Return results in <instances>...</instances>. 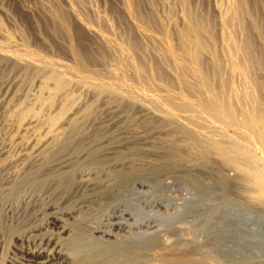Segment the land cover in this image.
Masks as SVG:
<instances>
[{
    "label": "rangeland",
    "instance_id": "obj_1",
    "mask_svg": "<svg viewBox=\"0 0 264 264\" xmlns=\"http://www.w3.org/2000/svg\"><path fill=\"white\" fill-rule=\"evenodd\" d=\"M262 1L263 0H261V2H260V0H250L251 5H253V7L256 6L255 7L256 9L252 7L253 8L252 13L255 12V13L259 14V15H257V18H255V19L256 20L258 19L259 20L258 23L263 25L264 24V16H261L263 14L261 12H260L261 13L260 14L259 10H258V9H260L259 7H261L260 3L262 4ZM161 2H164V3L162 4ZM172 2H173V4H172ZM89 3L91 5V7L94 5L92 7V9L95 8L96 9L95 12L97 11L98 14H100L101 16H103V18H105L107 23H110L109 26L111 27V30H114V32H115V35L109 34L110 37L113 38L114 41L122 42L121 41L123 39V37H122L123 33L122 32L124 31V28L126 27V25L124 26V25H122L123 23H121V21L123 19L121 20L120 17L118 16L119 14L117 12V8H115V7H118L117 4L115 2H113V0H90ZM201 3H200L201 4L200 10H202V12L203 11L209 12L208 15H209V17L211 16L210 17V21H211L212 17H213V15L210 14V13H212L210 11L212 0H203ZM36 4H37V2L35 0H0V45L2 46V47L0 46L1 47V49H0L1 50L0 51V182H1L0 183V185H1L0 186V192L1 193L3 192L2 195L0 196V264H2L3 262L6 264L8 262V260H10L9 258L12 254L10 252L16 251L14 246H13L15 243H17V240L14 237V235L17 234V232H19V229L21 230L22 228H24V225H25L24 220L26 219L25 216H27L31 212V209L33 208L31 203L34 201V199H36V196L39 194V192H40L39 188H41V185L42 186L44 185L43 184L44 182L41 181L42 178L39 180V178L43 177V176H40L39 178H37L42 183L37 180L39 184L37 185L35 183L36 184L35 185V184H33L34 181H32V182L30 181L31 179H29V178H31V177L28 178L26 176L29 173L31 174L32 171L29 172L28 167H27V169L22 170L23 167L21 164H23L24 168H26L25 165H27L28 163H24V162L28 160L27 162L32 163L33 159H29V158H34V156H36L34 158V160L36 158L39 159V161L42 160V162H43V160L44 161L45 160H47V161L51 160L50 163L53 162V160L56 161L58 158H59L58 161H61L62 158L65 159L66 157H70L71 155H72V157H75V158L78 156L79 158L81 157L80 159L77 157L80 162L77 160H76L77 161L76 162L74 158H73L74 160H72L71 159L72 157L66 158V160L68 162L69 159H71L73 162L72 161L71 162L69 161V162L74 163V164H72V165H74V167L75 166L78 167V165H79V167H81V166L83 167V165L85 164L84 161L86 159L88 160L87 156L90 154L92 157L93 155L96 154V156H94L96 158H98V156H99V158L102 159V156H103V159L106 161V162L105 161L104 162L106 163L107 167L105 164H103L102 167L100 168L101 164L97 165V163H93V164H91L92 166L89 165L88 168L92 167L93 169H95V171L98 170L100 172H103L105 169L104 167H106V170L104 171V173L108 172L107 174H109V171H110V173L114 172V170H113V172H112V170H110L111 168H109L108 164H107V162H109L111 160L113 161L114 158L119 159V160L121 158H124V160L125 159L128 160L127 157L130 156L129 157L130 161L132 160V158L134 160L136 159V161H138V162L135 161V163H138L137 165H140L139 167H137V166L136 167H137V171H139V175H140L139 181H141L142 183L140 182V184L134 185V187H135V188L133 187L134 190L132 189V192L131 191L130 192L128 191L129 193L127 192V194H126L127 198L126 199H127V202L129 203V206H130L129 210L135 219H141V218H142L141 220L151 219V220L155 221V222L153 221L155 225L157 223V225L151 229H149V228L144 229V230L148 231V232L146 231V235H150V234L154 235L155 234L157 236V238H156L157 240L155 241V240H151L150 238H146L144 243H147L146 241L157 243V244H159L160 251L166 252V251L174 249V248H176V249L177 248L178 249L192 248L195 246L194 242L196 240L201 239V238H199L200 236H198V235L203 234L202 236L205 238H202V240H204L205 242L204 241H202V242H204L205 243L204 245H206V246L201 248V255L202 256H198L199 254H195V256L193 255V257L196 259H199L201 257V259L203 260L202 261L203 264H215L214 263V260H216L214 257L215 254L214 253L210 254L212 246L214 245L212 243L214 241L218 243V241L220 239L218 236L220 234H222V232L224 233L225 230L229 229L230 225H233V227H236V229H237V227L238 228L241 227L242 221L244 219L249 221L250 225H251L250 228L252 229V232L250 233V236H249L250 240L254 241L258 245L264 244V238L260 234L261 231L262 232L264 231V226H259V225H264V192H260V191L258 192L256 190H254L252 180L248 182V180H246L244 177L242 178L240 176L241 174H238L239 172L237 169H235L233 171V170L229 169L230 167L228 168L226 166L227 167L226 168L225 165H224V167H225L224 168L222 162L220 164H218L220 159L217 157V155L214 152L211 153L212 152L211 150H209V153H211L212 156L216 155V156H214L215 158L210 156L211 159H213V160L215 159L213 164H215V161L217 162L216 166L215 165L213 166V164H212V167H211V164L204 166L206 164L202 163L200 158H199L200 155H197L198 153L200 154V151L206 146V140L211 139V137H214L216 140H219V138H220V141H221L222 137H224L226 134H228L230 132L229 134H231V135H229L227 137L225 136L224 137L225 139H223L222 141L225 140L224 142H226L228 137H232V134L234 135L233 137H235L237 135L236 138L238 141L242 140L241 139L242 137H240L238 133L234 134V132H236L235 130H237V129L236 128H235V130L232 129L233 128L232 125H230V127L227 124L225 125V123L223 125L224 121L220 120V119H218L217 122L215 121V123H214V119H211L210 115H208V112L206 113V111H204V113L203 112L201 113L199 111L194 112L195 108L193 109V107H190L192 109L188 108L190 110L189 111L187 108H185L186 110H184V109H178V108H176V106H174L175 105L174 103L178 102L176 100L178 96H180V95L182 96L183 94H185L184 97L185 98L187 97L186 99L189 100V102H190V100H192L191 102H193V101L197 100V98L195 96L198 95L197 96L198 98H202L205 96L204 94H202V96H201V93H203V91H201V93L198 91L196 95H193L194 97H190V96H192L193 91L191 92V90H189V92H191V93H190V96H187L186 93H184V90H186L185 92H187L188 90L185 88V86L183 87V85L181 83L180 84L184 89L181 86H180L181 88L177 87V85L179 83L176 81L164 79L163 77H158V78H154V79L151 78L148 80L146 79L147 81H145V82H147V83L145 84V86L146 85L147 86L145 87L144 81H141L139 83L136 79H135L136 81L134 79H132V81H133L132 82L131 81L132 77L129 78L130 76H128L126 79L128 82L126 81V83H128L130 85L131 89L133 87H136V88L138 87L137 89L135 88V89H133V91H131L129 85L128 86H127V84L122 85L116 77L115 78L118 81L113 76H111L110 74H107L106 70H104L108 66L111 67V63L112 64L114 63L112 55H111L112 56L111 57L106 52H105V54H103L104 50H101L100 46L95 44L92 40L90 42V38H88L86 35H83L76 28L73 29L74 31L72 30L73 32L71 31L69 39H67L63 33H60L58 35L56 33H54L52 30L53 29L52 21L45 19L40 15L41 12L38 11L39 8H38V5H36ZM152 6H155L154 8L156 9V11L158 10L157 13L159 14L160 17L165 18V15H168V13L169 14L174 13L175 15L173 14V16H175V17H173V19L177 18L176 19L177 23L180 22V20H178V19L181 15L180 14L181 13V11H180L181 7H179L178 3L175 2V0H161V1L160 0H152ZM142 7H145L144 3H142ZM163 7L164 8L166 7V8L164 9ZM114 8H115V10H114ZM173 8H174V10H173ZM28 10L31 11L30 14L27 12ZM162 10H163V13H162ZM84 13L87 15V17H86V15H84ZM115 14H117V16L119 18L118 17L116 18ZM172 14H171V16H172ZM81 15H84L81 17H84V19L86 17V19L89 20L91 22V24H94L93 18L90 15V13L88 14L87 11L86 12L84 11L83 14H81ZM254 15L255 14H253V16ZM254 17H256V16H254ZM258 17H260V18H258ZM116 19H117V21H116ZM260 21H261V23H260ZM120 24H121V26H120ZM109 26L107 25L105 27H109ZM122 28H123V30H122ZM215 29H214V32L217 30V29L216 30ZM105 33H107V32H105ZM120 33H122V34H120ZM217 33H218V30L215 32L214 36ZM8 42L11 44L10 46H6V44ZM4 43H6V44H4ZM16 43H17V45H16ZM15 47L17 49L18 48L20 49V50L18 49L19 52ZM74 47L78 48L79 51H81L80 54L82 56L83 55L85 56V58L82 57V58H84L83 60H85V70L84 69L78 70V68L73 69L75 67L74 64L72 65V63H74L73 59H71L70 55L67 52H68V48L73 49ZM257 47H258V44H257ZM21 48L23 50H21ZM4 49L6 50L5 54H4V51H5ZM15 50H16V52H15ZM15 53H16V55L18 54L20 56V58H18L16 56H15L16 57L15 58L14 57ZM87 54H89V55H87ZM43 57H45V58H43ZM94 57H97V58L94 59ZM102 57H104V60H100V59H102ZM46 58H48V60ZM82 58L78 57V59L75 60V62L77 64L82 65L83 64ZM86 58H88V59H86ZM235 58H236V60L233 58V60H232L233 62L232 63L230 62V64H227V65L225 62L226 60L222 61V65L223 66L225 65L224 67L222 66L223 67L222 70H224V68H225V70L230 71L229 68H231V70H234L233 72H235V74H236L235 75L233 73L234 75L232 77V74L231 75L228 74L231 72L228 71L227 75H224V73L226 74L227 71L225 72V70H224V72H222L223 76L221 77V79L224 78L225 81L228 79V81L230 80L229 81L230 83L219 79V80H217L218 82L215 81V83H213L214 84L213 86H214V91H216V90H217V92L221 91L220 93L222 94V96L224 95L223 99L225 101H227V100L230 101V97L232 98L234 95V97L232 98L233 100L235 99L233 103L234 104L235 103L240 104V103L245 102L246 99H248L247 96L244 97L246 93L248 95L251 94L254 97L255 95H253V94L257 95V94H259V92H258V90H257V92H255L256 91L255 86H251V85H254L253 84L254 81H252L251 78L248 79L249 78L248 76H245V75L242 76V74L240 75V77H242L243 79H241L238 76L240 74L239 71L241 72V69H242L241 67H238V66H242V65H240L241 61L239 60V57H235ZM23 59H25V60H23ZM43 59L44 60L46 59V60L44 61ZM89 59H90V61H89ZM31 61H33V62H31ZM98 61H100V62H98ZM109 61H111V62H109ZM223 63H225V64H223ZM87 64H88V66H90L92 68L94 67L92 69L93 71L90 70L91 69L90 67L88 68ZM229 65H231L233 67H231ZM86 66H87V70H86ZM95 68H97V69H95ZM109 68H107V71L109 70ZM99 69H100V71H99ZM76 70H78V73ZM96 70H98L97 74H98V72L100 73L101 71H104V75H103V72L98 74L99 79L95 73ZM85 71H88V72L90 71V72H89V74H88V72L86 74ZM255 71H257V69H255ZM80 72H81V74H80ZM93 72L95 74H94V76H91V75H93ZM56 73H58L59 75L61 74V75L58 76V75H56ZM83 73H85V74H83ZM54 74L57 77L56 76L54 77ZM77 74H80V75H77ZM105 74L110 75V76H106ZM85 75L86 76L89 75L90 77L89 76L88 77L91 79H88ZM79 76H81V77H79ZM61 77H63V78H61ZM82 77H85L86 79L82 78ZM225 77H228V78L225 79ZM229 77L230 78L232 77V78L229 79ZM60 78H61V80H60ZM81 78L84 80H82ZM244 78L246 80H244ZM58 79H59V81H58ZM110 80H114V82L115 83L117 82L118 84L114 85V82H111ZM160 80H162V81L160 82ZM249 80L252 82H250ZM235 81H237V82H235ZM105 82H107V83H105ZM109 82L111 85H105V84H109ZM142 82H143V85H141ZM190 82L193 83L194 81H192V80L189 82L187 81L186 84H189ZM223 82L226 84H224ZM130 83L134 84V85L132 84L133 87L131 86ZM158 83L160 85H157ZM137 84H138V86H137ZM153 84H156V86L154 85V87L156 89L153 87ZM215 84H216V86H215ZM175 85H176V88L174 87ZM157 86H162V87H161V89H159L160 87L158 88ZM170 86H172V89L173 88L174 89L171 90ZM239 86H241V87H239ZM142 87L144 90L142 89ZM147 87L148 88L152 87L154 89L151 90L149 88V92H148ZM216 87H217V89H216ZM234 87L235 88L237 87V88L235 89ZM157 88H158V90H162L163 93H166V92L167 93L162 94V91L161 92L157 91ZM251 88L255 89V90H252ZM139 89H140V91H139ZM169 89L172 92H176V93L173 94L172 92H170ZM234 89H235V92H234ZM128 90H130L131 92H129ZM153 90H156L157 92L153 91ZM141 91H144V92H141ZM178 91H181V92L179 93ZM136 92H138V93H136ZM158 92L160 93V96L164 95V97H165V95H166V96H169L172 101L175 100L173 105L172 104L169 105L170 103L167 104V102L165 100H163L164 97L161 96L163 98L162 99L158 95L159 94ZM145 93H146V96H144ZM127 94H129L131 98L133 96V98H132L133 100L131 98L129 99V95H127ZM147 94L150 95V96L148 95L149 98L147 97ZM141 95H143L144 99H143V97H141ZM156 95L158 97H156ZM230 95H232V96H230ZM153 96H155L156 98ZM172 96L175 97V98L173 97L174 100L172 99ZM227 96H229V97H227ZM134 97H135V99H134ZM146 97H147V100H146ZM179 98L180 97H178V99ZM149 99L151 100V103H150ZM158 99H160L159 100V101H161L160 103H157V102H159V101H157ZM241 99L244 101L242 102ZM143 100L145 103L148 101V103L145 104L143 102ZM238 100L239 101L241 100V101L238 103ZM152 101H155L159 105L156 107L157 104H154L155 102H153V104H152ZM232 101H230V103ZM149 103L152 106L154 105L155 108H159L161 106L159 109L161 110V112L164 115H162V113L157 109L155 111V108L151 109L150 107H152V106H150ZM164 103L170 107L168 108L167 105L165 106ZM163 104H164V107H163ZM173 106L175 107V109ZM147 108H148V110H147ZM167 108L168 109L172 108V110L173 109L174 110L170 111L171 109L168 110ZM163 109H166L167 113L168 114L170 113V116L167 115V113ZM175 110L177 112H181L183 110L182 111L183 113L179 114V113L175 112ZM150 111H153V112H150ZM186 112L189 113L188 118H191L193 116L192 120L194 119L195 121H192L191 119H188V118L186 119L185 117H187V116L185 114H188ZM58 113H60V114H58ZM160 113H161V115H160ZM174 113L179 114L181 117H179V115L174 116L173 115ZM205 113L208 115V118L212 121H209L206 118L207 115ZM237 113H238L237 118H239V119L242 118L240 116L241 114L239 112H237ZM195 114L197 116L200 115L201 118L204 116L207 120L204 117H203V119H205V120L198 117L199 119H201L203 121L199 120L198 118L195 119V117H197ZM51 116L53 118H51ZM73 116H75V117L73 118ZM163 116L167 117L168 119L164 118ZM171 116H172V118L174 116V118L172 119ZM169 118L171 120H169ZM177 118L179 119V122L181 121V123L183 125L181 123L179 124V122L177 121L178 120ZM148 119H150V120H148ZM174 119L176 120V122ZM184 120H185L187 125H184L185 124ZM187 120H188V122H187ZM196 120H197V122H196ZM189 121H192L193 123L195 122L194 125H196V123H197V127L199 126L198 125L199 121H201L202 123L201 122H200L201 124L199 123L200 128L198 127L199 131H197V129H196L197 127H195L193 125V123L189 122ZM206 121L208 123V127L210 125H212V126H210V128H208V127H206V128L211 129V130H214V128H215L214 132L216 131V134L214 132L212 133L211 131H207V130L205 132L206 128L204 126L205 125L207 126ZM209 122L212 124H210ZM219 122H222V123H219ZM190 123H192L191 124L192 126L190 125ZM204 123H206V124L204 126H202ZM218 124H220L221 126H224L225 130L223 129V127L221 128V126ZM178 125H179V127H178ZM188 125H190V127H191L190 129H189ZM185 126H187L188 128L187 127L186 128L189 130L196 129L194 131L196 133L200 132L199 134L197 133L198 135H200V137L203 136L201 138V142L205 141L204 142L205 144L201 143V146H200V143H198L199 146H198V144H196L198 147L196 145H195L196 147H193L194 146L193 145L190 148H188V150L190 151L189 153H188V150H184L185 149L184 145L188 144L187 136L184 132L181 133L182 129ZM212 127H213V129H212ZM201 128H203V129H201ZM200 129H201V131H200ZM42 130L44 131V133ZM219 130L222 131V133L224 135L221 136V132ZM223 130H224V132H228V133H224ZM231 130L233 133L231 132ZM48 131H50V132H48ZM55 131L58 133L56 134ZM82 131H84V132H82ZM47 132L50 134V135L48 134L49 136H51V132H52L57 137L52 135V137L47 138V135H46ZM114 132L116 134H114ZM217 132H219L220 135H218ZM204 133H208V134H206V136H205ZM64 134H65V136H64ZM68 134H70V135H68ZM213 134L217 135V136H213ZM134 135H136V136H134ZM156 135H158V136H156ZM208 135H210V136L212 135V136L209 137ZM42 136H43V138H42ZM54 137H56V139ZM49 138H51V139L49 140ZM101 138H102V140H101ZM149 138H151V139H149ZM203 138H204V140H203ZM53 139H55V140H53ZM136 139H137V141H136ZM152 139H153V141H152ZM180 139H181V141H180ZM230 139L231 138H229V140ZM44 140L47 141L48 145H47V143L45 144L46 141H44ZM168 140L170 143L168 142ZM229 140H227V141H229ZM242 141H239V142H242ZM105 142L106 143L109 142L111 146L109 145V143L106 144ZM224 142H222V143L224 144ZM242 143H244V141ZM62 144L64 146V147L62 146L64 149L63 148L61 149L60 145H62ZM112 145L115 147L114 149H113ZM128 145H130V146H128ZM172 145H174V146L176 145V146H178L177 148H180L182 150L178 149V151H176V152L174 150H172V152L174 153L173 154L171 152L172 148H170V146H172ZM202 146H204V147H202ZM50 147H51V149H50ZM160 147H161V149H160ZM76 148H78V149H76ZM108 148L109 149L111 148L110 151ZM205 148H207V147H205ZM58 149H60V150H58ZM90 149H92V151ZM106 149H108V151H106ZM157 149H159V150H157ZM199 149H201V150H199ZM136 150H138L139 152ZM197 150H198V152H197ZM15 151H17V152L15 153ZM59 151H61V152H59ZM58 152H59V154H58ZM80 152H81V154H80ZM83 152H85L86 154L88 153V154L86 155L84 153L86 156L85 155L83 156L82 155ZM112 152L114 154H111ZM247 152H249L252 155L253 162L258 169L257 172L258 173L262 172V170H264V157H263L262 151L255 150L252 148V149H247ZM134 153H135V155H134ZM168 153L170 155L172 154L173 160H172V164L170 163V166L172 165V167H170V168H172V169H169L171 171H169L167 173L165 167L160 166V165L164 163L165 158L167 157ZM195 153H196V155H195ZM40 154H42V156ZM105 154H107L106 155L107 157L105 156ZM189 154H190V156H189ZM211 154H209V155H211ZM37 155H38V157L41 156L42 159L40 157L38 158ZM53 155H55V156H53ZM66 155H68V156H66ZM90 155H89V158H90ZM113 155H115V156H113ZM116 155L119 156L120 158L116 157ZM170 155H169V157H170ZM61 156H62V158L60 159ZM108 156H111L112 158H110ZM133 156H135V158ZM46 157L48 159H46ZM82 157L83 158L86 157L84 161H83ZM104 157H106V159ZM10 160L13 161L12 163H14L16 160L17 161L14 163V166H12L13 165L12 164L8 168L4 167L5 166L4 163H6L7 161H10ZM20 160H21V162H20ZM23 160H24V162H23ZM29 160H31V162ZM66 160H63V161L65 162ZM17 162H19L18 163L19 167L17 166ZM200 162L203 165L200 164ZM81 163H84V164L81 165ZM95 164L97 165L96 166L97 168H94ZM158 164H159V166H158ZM85 166L87 167L86 164L84 165V167ZM192 166H194V167H192ZM220 166H222V167H220ZM16 167H18V168L21 167V168L18 169ZM82 167H81V169H84ZM199 167H200V169H199ZM35 168H37V167H35ZM102 168H104V169H102ZM138 168H139V170H138ZM225 169H227V170H225ZM24 170H26L29 173L25 172ZM51 171L50 172L52 173V175L50 172L48 173L49 176H51V177L52 176L55 177L59 173L58 170L56 171V172H58L57 174L54 171V169ZM19 172H20V174H19ZM13 173L19 174V175L15 174L16 178L18 177L17 179L27 178V182H24V181H26V179L25 180L23 179L24 181H22V182L19 181L22 184L21 185L19 182H17L18 180L15 178ZM231 174H233V175H231ZM221 177L224 179V181H226L225 186H224L223 180H221ZM11 178H15L17 180L16 185H18V186L21 185V186L16 188L17 186L15 185L16 187L14 186V188L13 187L9 188L8 186H10V185H8V184L10 183L9 181ZM32 180H34V179L32 178ZM28 182L30 184H32V186H30ZM25 183H28V184H25ZM27 185L30 186V187L28 186L30 192L28 191ZM32 187H33V189H32ZM4 188L5 189L7 188V190H4ZM8 188L11 190H8ZM31 189H32V191H31ZM33 194H34V196H33ZM22 195L24 197H22ZM6 209L7 210L12 209V212H14L12 217L8 216V215H10V213H8ZM28 211H30V212H28ZM16 212L19 214L22 212V214L21 215L15 214ZM26 212H27V215H26ZM147 212H148V214H147ZM139 213H140V215H139ZM230 213H231V215L233 214V216H235L236 219H238L236 222L230 221V219L227 217V215L229 216ZM18 215H19V217H17ZM153 215H154V217H153ZM13 217H15V218H13ZM16 218H18V219H16ZM169 224H171V225H169ZM165 227L166 228L169 227V228L173 229L174 230L173 234L165 232V230H166ZM239 235L241 236V234H239ZM194 238H196V239H194ZM205 247H206V249H205ZM248 252H250L251 254H248V253L247 254L250 255V257L252 256L250 258V260H244L243 259V262H242V259H239V260L237 259L236 263H234V264H264V258H263L264 256L260 255L258 248L248 250ZM219 257H220V259H219L220 261H218V264H230V262H228L226 260H225L226 262L222 261L225 258L224 256L222 257L221 255H219ZM2 260H4V261H2Z\"/></svg>",
    "mask_w": 264,
    "mask_h": 264
},
{
    "label": "bare ground",
    "instance_id": "obj_2",
    "mask_svg": "<svg viewBox=\"0 0 264 264\" xmlns=\"http://www.w3.org/2000/svg\"><path fill=\"white\" fill-rule=\"evenodd\" d=\"M35 1L37 2L36 5H38V8H39L38 11L41 12V13L39 12L40 15L43 18L52 21V24H53L52 30L54 33H56L57 35L60 33H63L66 36V38L69 39L71 31L76 28L83 35H86L88 38H90V42L92 40L95 44L100 46L101 50H104L103 54H105V52H106L108 55H110V56L112 55L113 57L112 56L111 57L113 58L114 63L113 64L111 63V67L110 66L107 67V68L110 67L108 71H107V68L104 70H106L107 74H110L114 78L116 77L122 85H125V84H127V86L129 85L128 83H126V81H127L126 79L128 76H130L129 78L132 77L131 81H132V79H134V80L136 79L139 83L141 81L145 82L151 78L154 79V78H158V77H163L164 79L176 81L179 84L181 83L183 85V87L185 86V88L188 91L185 92L186 90H184V93H186L187 96H190V93L192 91H193V93H192V96H190V97H194L193 95H196L198 91L200 93H201V91H203V93H201V96H202V94H204L205 96L202 98H198L197 97L198 95H197V96H195L197 98V100H195L193 102H191L192 100H190V102H189V100L186 99L187 97L186 98L184 97L185 94H183L182 96L181 95L178 96L180 98L178 99V97H177L176 100L178 102H176V103H174V101H175L174 96H172V99L174 100V101H172L169 96L165 95V97H164V95L163 96L161 95L162 97H164V99H163L160 96L159 92H158L159 93L158 95L163 100H165L167 102V104L170 103L169 105H171V104L173 105V103H174L175 104L174 106H176V108H178V109L186 110L185 108L188 109L190 107H193V109L195 108L194 109L195 111L193 110L194 112L199 111L201 113L202 112L204 113V111H206V113L208 112V115H210V118L214 119V123H215V121L217 122V120L220 119V120L224 121L223 125L225 123V125L227 124V125H229V127H230V125H232L233 126L232 129H234V130L236 128L237 130H235L236 132H234V134L238 133L239 136L242 137L241 139L242 140L244 139L243 140L244 143H242L243 142L242 140H239V141H242V142H239L236 138L237 135L235 137H233L234 136L233 134H232L233 138L228 137L227 140H229V138H231V139L229 141L226 140L227 143L224 142L225 140L222 141L223 139H225L224 138L225 136L227 137L231 134H229L230 132L229 133L224 132V130H225L224 126H221L220 124H218L221 126V128L223 127V129H224L223 132L228 133V134H226L224 137H222L221 141H220V138H219V140H216L214 137H211L212 135L211 136L208 135L209 137H211V139L206 140V146L205 145L204 146L207 148L202 146L204 148L202 150L199 149L201 151H200V154L198 153L197 155H200L199 158H200L201 162L206 164L204 166L211 164V167H212V164L214 163L215 159L214 160L211 159L210 156H212L211 153L214 152L217 155V157L220 159V161L218 160L219 161L218 164H220L222 162L223 167L225 165V167L226 166L228 168L230 167L229 169H231L233 171L235 169H237L239 172L238 174H241L240 176L242 178L244 177L246 180H248V182L252 180L254 190H256L258 192L259 191L264 192V170H262V172H260V173L257 172L258 169L253 162V157L249 152H247V149H252V148L255 150H260V151H262V154L264 157V26H263L264 24L263 25L259 24L258 23L259 20L257 19L258 20L257 21L255 19V18H257V15H259V14L255 13V12L252 13L253 8H255L256 6L253 7V5H251L250 0H214V1L212 0V4L210 7V9H211L210 11L212 13H210V14L213 15V17H212L211 21H210L211 16L209 17V15H208L209 12H206V11L202 12V10H200V5L202 4L201 2L203 0H175V2L178 3L179 7H181V9H180L181 15L178 19V20H180V22H178V23L176 20L177 18L173 19V17H175V16H173L174 13L173 14L168 13V15L164 14L165 18L160 17L159 14L157 13L158 10L156 11V9L154 8L155 6H152V0H141V1L140 0H115V1L113 0V2H115L118 6V7L114 6L115 8H117V12L119 14L118 16L120 17L121 20L123 19L121 21V23H123L122 25H124V26L126 25V27L124 28V31L122 32L123 33V36H122L123 39L121 38L122 42L114 41V39L110 37L109 34L115 35L114 30H111V27L109 26L110 23H107L105 18H103V16L98 14L97 11H96L97 13L95 12V10H96L95 8L92 9V7L94 5L92 4L93 6L91 7V5L89 3L90 0H35ZM263 1H262V4L260 3V5H261V7H259L260 9H258L259 13L261 12L263 14L261 16H264V2ZM141 2L144 3L145 7H142ZM260 2H261V0H260ZM161 3L163 4L164 2H161ZM172 4H173V2H172ZM115 8H114V10H115ZM173 10H174V8H173ZM84 11L85 12L87 11L88 14L90 13V15L93 18L94 24H91V22L86 19L87 15L85 13H84V15H86L85 19H84V17H81V16H84V15H81V14H83ZM27 12L30 14L31 11L28 10ZM162 13H163V10H162ZM171 14H172V16H171ZM253 14H255L254 16H256V17H254ZM115 15L117 18L118 17L117 14H115ZM258 18H260V17H258ZM116 21H117V19H116ZM260 23H261V21H260ZM107 25L109 27H105ZM120 26H121V24H120ZM215 28L218 30V33L216 34L217 36L216 35L214 36L215 32L217 31ZM214 29L216 30L215 32H214ZM122 30H123V28H122ZM105 32H107L108 34ZM122 33H120V34H122ZM4 44H6V43H4ZM257 44H258V47H257ZM10 45L11 44L9 42L6 44V46H10ZM16 45H17V43H16ZM1 47H0V49H1ZM19 50H18V52H19ZM21 50H23V49L21 48ZM5 52H6V50L4 51V54H5ZM15 52H16V50H15ZM80 52L81 51H79L78 48L74 47L73 49L68 48L67 53L70 55L71 59H73L74 63H72V65L74 64V66H75L73 69L78 68V70H80V69L85 70V60H83L85 58V56L84 55L82 56L80 54ZM87 55H89V54H87ZM15 56L20 58V56L18 54L16 55V53L14 54V57ZM78 57H81V58L84 57V58H82V61H83L82 65L77 64L75 62V60H77ZM235 57H239V60L241 61L240 65H242V66H238V67L242 68L241 72L238 70L240 73L238 76L240 77V75L242 74V76L243 75L248 76L249 77L248 79L251 78L252 81H254V83H253L254 85H251V86H255V88H256L255 92H257V90L259 92V94H257V95L253 94V95H255L254 97L251 94L248 95L247 93H246L247 95L246 94H245V96L243 95L244 97H246V96L248 97V99L245 98L246 103L243 102L244 100L241 99L243 103H240V104L235 103L234 104L233 102L235 99L234 100L232 99L234 97V95L232 98L230 97V101L233 100L230 103V101H228L227 99H226L227 101H225L223 99L224 95L222 96V94L220 93L221 91H219V92H217V90L214 91V86H213L214 84L213 83H215V81L221 79V77L223 76L222 72H224V70H225V68H224V70H222V68L225 66V65L224 66L222 65V61L226 60L225 62L227 65V64H230V62L231 63L233 62L232 61L233 58L236 60ZM43 58H45V57H43ZM95 58H97V57H94V59ZM46 59L48 60V58H46ZM86 59H88V58H86ZM23 60H25V59H23ZM100 60H104V57H102V59H100ZM89 61H90V59H89ZM31 62H33V61H31ZM98 62H100V61H98ZM109 62H111V61H109ZM223 64H225V63H223ZM87 66H88V64H87ZM87 66H86V70H87ZM229 66H231V65H229ZM89 67L90 66H88V68ZM231 67H233V66H231ZM90 68H91L90 70H92L94 67L93 68L90 67ZM95 69H97V68H95ZM229 69H230V71L225 70V72L226 71L227 72H226V74L224 73V75H227V73L229 71L231 73H228V74L229 75L232 74V77H233L235 72H233L234 70H231V68H229ZM255 69H257V71H255ZM78 70H76L77 73H78ZM97 71L98 70L95 71L97 76L101 72H103V75H104V71H101L100 73L98 72V74H97ZM99 71H100V69H99ZM85 72L87 74L88 71H85ZM89 72H88V74H89ZM95 73L93 72V75H91V76H94ZM80 74H81V72H80ZM80 74H77V75H80ZM83 74H85V73H83ZM56 75L60 76L61 74L59 75L58 73H56ZM56 75L54 74V77ZM110 75H106V76H110ZM88 76H86V77L88 79H91V78H89L90 76L89 77ZM79 77H81V76H79ZM61 78H63V77H61ZM61 78H60V80H61ZM82 78H85V77H82ZM226 78H228V77H225V79ZM231 78L229 77V79H231ZM240 78L243 79L242 77H240ZM98 79H99V76H98ZM82 80H84V79H82ZM191 80L194 82L193 83L190 82L189 84H186L187 81L189 82ZM221 80L225 81L224 78H222ZM244 80H246V79L244 78ZM58 81H59V79H58ZM110 81L114 82V80H110ZM161 81L162 80H160V82ZM229 81L227 79L225 82H229ZM252 81H250V82H252ZM235 82H237V81H235ZM105 83H107V82H105ZM146 83L147 82L144 83V86ZM116 84H118V83L114 82V85H116ZM132 84H131V86L133 87L134 84L133 85ZM138 84H137V86H138ZM179 84L177 85V87L181 86V84L180 85ZM224 84H226V83H224ZM105 85H111V84L109 82V84H105ZM141 85H143V82ZM154 85L156 86V84H153V87H154ZM157 85H160V84L158 83ZM172 86H170L171 90L174 89V88L172 89ZM215 86H216V84H215ZM129 87H130V85H129ZM157 87L158 88L160 87L159 89H161L162 86H157ZM174 87L176 88V85ZM239 87H241V86H239ZM135 88L136 87H133L131 89V87H130V90L133 91V89H135ZM149 88L152 90L155 87L154 88L149 87ZM149 88L147 89L148 92H149ZM158 88H157V91L161 92L162 90H158ZM142 89H143V87H142ZM216 89H217V87H216ZM235 89H234V92H235ZM130 90H128V91L131 92ZM171 90H170V92H172ZM189 90H191V92H189ZM252 90H255V89H252ZM139 91H140V89H139ZM153 91H156V90H153ZM141 92H144V91H141ZM178 92L180 93L181 91H178ZM136 93H138V92H136ZM166 93H163V91H162V94H166ZM172 93L174 94L176 92H172ZM149 94H147V97ZM127 95H129V94H127ZM144 96H146V93ZM230 96H232V95H230ZM141 97H143V95H141ZM147 97H146V100H147ZM153 97H155V96H153ZM156 97H158V96L156 95ZM227 97H229V96H227ZM130 98L131 97L129 95V99ZM132 98H133V96H132ZM134 99H135V97H134ZM143 99H144V97H143ZM159 100L160 99H158L157 101H159ZM155 101H152V104ZM240 101L238 100V103ZM143 102H144V100H143ZM156 102L154 104L160 103L161 101H159L157 103ZM146 103H148V101ZM150 103H151V100H150ZM150 103H149V105H150ZM164 104H163V107H164ZM167 104H165V106ZM158 105L159 104H157L156 107ZM150 106H152V105H150ZM153 106L150 108L154 109L155 106L154 107ZM167 107L169 108L170 106L167 105ZM159 108H155V111L157 109L161 112V110ZM170 109H168V110L173 111L175 109V107L173 110H172V108H170ZM190 109H192V108H190ZM147 110H148V108H147ZM163 110L167 113L166 109H163ZM176 110H175V112H177ZM182 111L177 112V113H179V114L183 113ZM150 112H153V111H150ZM188 112H186V113H188ZM237 112H239L241 114V115L240 114L239 115L242 118H240V119L237 118V114H238ZM161 113H160V115H161ZM177 113L176 114L174 113L173 115L174 116L179 115ZM58 114H60V113H58ZM162 115H164V114L162 113ZM167 115L170 116V113L169 114L167 113ZM185 115L187 116V117H185L187 119L189 117L188 116L189 113L185 114ZM208 115L206 118L209 121H212L208 118ZM174 116H173V118H174ZM74 117L75 116H73V118ZM163 117L167 118L165 116H163ZM179 117H181V116L179 115ZM192 117L188 118V119L192 120ZM198 117H200V115L195 117V119H197ZM203 117L202 118L200 117V118L203 119ZM51 118H53V117L51 116ZM171 118H172V116H171ZM201 119H199V120H201ZM205 119H203V120H205ZM148 120H150V119H148ZM169 120H171V119L169 118ZM185 120H184V122H185ZM203 120H201V121H203ZM177 121L179 122V119ZM192 121H195V120L193 119ZM192 121H189V122H192ZM201 121H199V123ZM175 122H176V120H175ZM187 122H188V120H187ZM196 122H197V120H196ZM180 123H181V121L179 122V124ZM192 123H190V125ZM199 123H198V125L200 126V124L202 122L200 124ZM206 123H207V121H206ZM206 123H204L202 126H204ZM219 123H222V122H219ZM194 124H195V122L193 123V125ZM210 124H212V123H210ZM184 125H187L186 122ZM190 125H188L189 129L191 128ZM194 126L197 127V123ZM210 126H212V125H210ZM210 126L208 127V123H207V126L205 125L204 127L210 128ZM178 127H179V125H178ZM186 127L187 126H185L181 132V133L184 132L187 136V139H188V140L186 139L188 141V144L184 143L185 144L184 150H188V148H190L193 145H194L193 147H196L197 146L196 144H198V143H200V146H201V143L205 142V141L201 142V138L203 136L200 137V135H198L200 132H197L198 133L197 134L194 131L196 129H197V131H199L200 127L199 128L197 127L194 130L193 129L189 130V129H187L188 127L187 128ZM213 127H212V129H213ZM201 129H203V128H201ZM201 129H200V131H201ZM206 130L211 131L213 133L215 128H214V130L206 128L205 132H206ZM48 132H50V131H48ZM48 132H47V134L45 133L47 135V138L52 137V135L56 136L52 132H51V136H49L50 134ZM82 132H84V131H82ZM220 132H221V136L224 135L222 133V131H220ZM231 132H232V130H231ZM43 133H44V131H43ZM55 133L57 134L58 132L55 131ZM214 133L216 134V131ZM217 133H218V135H220L219 132H217ZM114 134H116V133L114 132ZM204 134L206 136V134H208V133H204ZM68 135H70V134H68ZM64 136H65V134H64ZM134 136H136V135H134ZM156 136H158V135H156ZM213 136H217V135L213 134ZM56 137H54V138L56 139ZM42 138H43V136H42ZM50 139L51 138H49V140ZM55 139H53V140H55ZM149 139H151V138H149ZM101 140H102V138H101ZM203 140H204V138H203ZM44 141H46V140H44ZM136 141H137V139H136ZM152 141H153V139H152ZM180 141H181V139H180ZM168 142H169V140H168ZM222 142H224V144ZM46 143H47V141L45 142V144ZM107 143H109V142H107ZM47 145H48V143H47ZM109 145H110V143H109ZM60 146H61V149L64 147L63 144ZM128 146H130V145H128ZM198 146H199V144H198ZM177 147L178 146H176V145L170 146V148H172L171 152H172V150H174L175 152L178 151V149H180V148H177ZM114 148L115 147L113 146V149ZM50 149H51V147H50ZM76 149H78V148H76ZM108 149H106V151H108ZM110 149H109V151H110ZM160 149H161V147H160ZM58 150H60V149H58ZM90 150L92 151V149H90ZM157 150H159V149H157ZM180 150H182V149H180ZM209 150H211L212 152L209 153ZM61 151H59V152H61ZM136 151H138V150H136ZM16 152L17 151H15V153ZM59 152H58V154H59ZM189 152L190 151L188 150V153ZM197 152H198V150H197ZM84 153L85 152H83V154H82L83 156L86 154V153L85 154ZM80 154H81V152H80ZM107 154H105V156ZM111 154H114V153L112 152ZM168 154H167V157L165 158L164 163L160 165V166L165 167L167 173L169 171H171L169 169H172V168H170V167H172V165L170 166V163L172 164V160H173L172 154L171 155L169 154L170 157ZM209 154H211V155H209ZM40 155L42 156V154H40ZM89 155L87 156L88 160L87 159L85 160L86 157H84V158L82 157L83 161L84 160L86 161V162L84 161V163L87 165V167L86 166L84 167L85 164L81 163V165L84 164L83 167L81 166L84 169H81V167H79V165H78L79 168L77 166L74 167V165H72L74 163H70L74 159H75V161L76 160L79 161L78 156H77L78 158L76 157L77 158L76 159L75 157H72V155L70 156V157H72L71 158L72 160L69 159V161H70V162L68 161L69 163L67 162L66 158H70V157L65 158L64 156L63 157L65 159H63L61 156L60 157V159L62 158L61 161H58L59 160V158H58L56 161L53 160L54 163L53 162L50 163L51 160L50 161L48 160L49 162L47 160H45L46 162L44 160L42 162V160L39 161V159H37V158L34 160V158L36 156H34V158H29V159H33L32 163L27 162L28 160L25 162L23 160L24 163H28V164L25 165L26 168H24L23 164H21L23 167L22 170L27 169V167H28L29 172L32 171L30 174L29 172L24 170L25 172L29 173L26 176L28 178L31 177V178H29V179H31L30 181L31 182L34 181L33 184L36 183L38 185L39 184L38 181L42 178L41 181L44 182L43 183L44 185L43 186L41 185V188H39V190H40L39 194L36 196V199H34V201L31 203L32 207H33V208L31 207L32 208L31 212L28 211V212H30L28 215L26 212L27 216H25L26 221L24 220L25 225H24V228H22L23 230L19 229V232H17V234L14 235V237L17 240V243H15L13 245L16 251L10 252L12 254L9 258L10 260H8V262L6 264H203L202 263L203 260L201 259V257L199 259H196L193 257V255L195 256V254H199L198 256H202L201 255V248L206 246V245H204L205 241L202 240V238H205L202 236L203 234L198 235V236H200L199 238H201V239L196 240L194 242L195 246L192 248H188V249H185V248L184 249H178V248L176 249V248H174V249L168 250L166 252L165 251L163 252V251H160L159 244H157V243L148 242V241H146L147 243H144L146 238H150L151 240H155V241L157 240L156 239L157 236L155 234L154 235H151V234L146 235L147 230H144V229H148V228L151 229V228L155 227L157 225V223L155 225L154 224L155 221L151 220V219H146V220H141L142 218L141 219H135L129 210L130 206H129V203L127 202V199H126L127 195L126 194L128 191L132 192L134 185L140 184V182H141V181H139V178H140L139 171H137V167H139L140 165H137L138 163H135L136 159L134 160L132 158V160L130 161L129 160L130 156L127 157L128 160L127 159L124 160V158H121L120 160L114 158L115 160L114 159H113V161L111 160L112 162L111 161L107 162L108 167L111 168L110 170H112V172L114 170V172L110 173V171H109V174H107L108 172L104 173L107 165L105 163L106 161L103 159V156H102L103 154L101 155L102 159L99 158V156H98L99 159L94 157V156H96V154L93 155L92 157L90 155V158H89ZM134 155H135V153H134ZM195 155H196V153H195ZM216 155H214V156H216ZM41 156H39V157L41 158ZM53 156H55V155H53ZM66 156H68V155H66ZM113 156H115V155H113ZM189 156H190V154H189ZM214 156H212V157H214ZM37 157H38V155H37ZM106 157H104V158L106 159ZM108 157L112 158L111 156H108ZM116 157H119V156L116 155ZM133 157L135 158V156H133ZM46 159H48V158L46 157ZM63 160H66V161L64 162ZM10 161H7L6 163H4V165H5L4 167L8 168L12 164H13L12 166H14V163L17 160L16 161L14 160L15 161L14 163H12L13 162L12 160H10ZM29 161L31 162V160H29ZM20 162H21V160H20ZM136 162H138V161H136ZM201 162H200V164H202ZM18 163L19 162H17V166H18ZM93 163H97V165L101 164L100 168L102 167L103 164H105L106 167H104L105 169L102 168V169H104L103 172H100L97 169H96L97 171H95V169H93L92 167L91 168L93 170L91 168H88V166L93 164ZM97 165L95 164L94 168H97L96 167ZM214 165L215 166L217 165L216 161H215V164H213V166ZM158 166H159V164H158ZM18 167H16V168H18ZM35 167H37V168H35ZM192 167H194V166H192ZM220 167H222V166H220ZM20 168H18V169H20ZM53 169L55 172L58 170L59 173L56 172V174L58 173V175H56L57 177L56 176L55 177L49 176L48 173ZM199 169H200V167H199ZM138 170H139V168H138ZM225 170H227V169H225ZM15 174H18V173H15ZM15 174L13 173L14 176H15ZM19 174H20V172H19ZM51 175H52V173H51ZM231 175H233V174H231ZM40 176H43V177H40ZM15 178H16V176H15ZM15 178L10 179V181H9L10 183L8 184V185H10V186H8L9 188H11V187L14 188L16 183L19 181L22 182L26 179V181H24V182H27V178H25V179L23 178L24 180L21 178L22 179L21 180V179H17L18 178L17 177L16 179L18 181ZM32 178L34 180H32ZM37 178H39V180ZM221 180H223L224 186H225L226 181H224V179L222 177H221ZM41 181H39V182H41ZM28 183H25V184H28ZM30 183H29V185L32 186V184H30ZM21 185H19V186L16 185L17 187L16 186L15 187L18 188ZM29 185H27V187ZM29 187H28V191H29ZM33 187H32V189H33ZM9 188H8V190H11ZM32 189H31V191H32ZM4 190H7V188L6 189L4 188ZM2 193L0 192V196L2 195ZM33 196H34V194H33ZM22 197H24V196L22 195ZM7 212L10 213V215H8V216H11V217L14 214V212H12V209L11 210L8 209ZM17 212L15 214H19ZM21 214H22V212L19 215H21ZM147 214H148V212H147ZM19 215L17 217H19ZM139 215H140V213H139ZM153 217H154V215H153ZM227 217L232 222H236L238 220V219H236L235 216H233V214L231 215V213L229 216L227 215ZM13 218H15V217H13ZM16 219H18V218H16ZM169 225H171V224H169ZM250 226H251L250 222L247 221L246 219H244L242 221L241 227H239V228L237 227V229H236V227H233V225H230L229 229L225 230L224 233L222 232V234H220L218 236L220 239L217 237L219 239L218 243L215 241L214 242L216 244L214 242L213 243L211 242L214 245L212 246L210 254H212V253L215 254L214 255V257L216 259V260H214L215 264H218V261H220L219 255H221L222 257L223 256L225 257L224 260H222V261L226 260V261L230 262V264L236 263L237 259L238 260L242 259V262H243V259L244 260H250V258L252 256L250 257V255H248V254H251L250 252H248V250H252L254 248H258L260 255L264 256V244L258 245L257 243L250 240V238H249L250 233L252 232V229L250 228ZM259 226H264V225H259ZM173 231L174 230L169 228V227L166 228V230H165V232L170 233V234H173ZM239 234H241V236ZM260 234L264 238V231L263 232L261 231ZM194 239H196V238H194ZM202 241H204V242H202ZM205 249H206V247H205ZM2 261H4V260H2Z\"/></svg>",
    "mask_w": 264,
    "mask_h": 264
}]
</instances>
